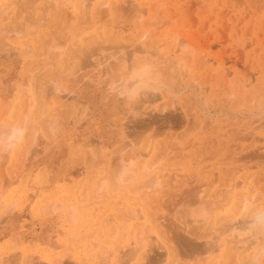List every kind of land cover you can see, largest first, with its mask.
I'll return each instance as SVG.
<instances>
[{"label": "rangeland", "instance_id": "obj_1", "mask_svg": "<svg viewBox=\"0 0 264 264\" xmlns=\"http://www.w3.org/2000/svg\"><path fill=\"white\" fill-rule=\"evenodd\" d=\"M19 1L0 0V127L12 120L18 126L28 120L29 127L24 124L16 146L0 156V264H49L47 256L53 253L55 259L73 264H223L224 244L217 254L197 256L179 250L171 236L183 224H193L183 231L194 243L216 234L209 217L193 222L184 204L197 189L196 195L213 201L209 206L221 222L240 206L233 208L231 202L240 203L251 192H258L255 205L264 206V0H109L105 7L103 0H92L87 12L80 0ZM94 8L103 17L83 31V21L97 14ZM23 14H33V24L25 23ZM10 24L20 25L21 33L6 31ZM134 46L149 75L155 72L146 80L120 72L119 55L128 58ZM33 135L36 154L28 145ZM122 161L135 162L134 178L118 185L115 171ZM159 169L162 185L151 190L148 181ZM103 180L109 187L100 192ZM81 193L89 198L86 208L92 207L93 219L87 225L82 218L80 229L69 223L66 204ZM53 200H60L59 208L51 212ZM161 219L174 227L163 228ZM141 240L144 246L138 249ZM256 249L257 244L231 253L228 264H237L240 255Z\"/></svg>", "mask_w": 264, "mask_h": 264}, {"label": "bare ground", "instance_id": "obj_2", "mask_svg": "<svg viewBox=\"0 0 264 264\" xmlns=\"http://www.w3.org/2000/svg\"><path fill=\"white\" fill-rule=\"evenodd\" d=\"M21 1V0H20ZM19 1V2H20ZM23 1V0H22ZM34 1H36V0H33V3H34ZM44 1V0H43ZM49 1V0H48ZM47 1V2H48ZM81 2V4H83L82 6L84 7L83 8V11L85 10L86 12L88 11L87 9L89 8V6H88V8H87V6L86 5H88L89 3H90V1H92V0H80ZM101 1V0H100ZM125 1V0H124ZM132 1V0H131ZM137 1V0H136ZM26 2H30V0H28V1H26ZM31 2H32V0H31ZM30 2V3H31ZM103 2V3H102ZM108 2H109V0L107 1V0H103V1H101V3H102V5L101 6H103V7H105L104 5H106L107 6V4H108ZM111 3L113 2V1H110ZM115 2V1H114ZM9 3V5L8 6H10V2H8ZM7 3V4H8ZM18 3V2H17ZM29 3V4H30ZM46 3V2H45ZM45 3H43L42 2V4H44L45 5ZM97 3V4H98ZM124 3V2H123ZM132 3H134L133 1H132ZM21 4V3H20ZM41 4V5H42ZM48 4H51V3H49L48 2ZM98 4V5H99ZM113 4V3H112ZM120 4H122V2L120 3ZM125 4V3H124ZM136 4V3H135ZM141 4V3H140ZM26 3L25 4H23V6H25L26 7ZM52 5V4H51ZM90 5V4H89ZM99 5V6H100ZM126 5V4H125ZM134 4H132V6H133ZM22 5H19V7H21ZM23 6H22V8H23ZM30 6V5H29ZM46 6V5H45ZM44 6V7H45ZM85 6H86V8H85ZM131 6V7H132ZM137 6V5H136ZM142 6V5H141ZM24 7V8H25ZM96 7V6H95ZM116 7H119L118 5L116 6ZM4 8V7H3ZM10 9H11V7H9ZM21 8V9H22ZM26 8H28V7H26ZM47 8V7H46ZM97 8V7H96ZM96 8H94V10H95V13H96V11H97V14L95 15V16H91L90 18L88 17L85 21H83L84 22V24L82 23V25L81 26H83L85 29H83V31L84 30H86V29H88L89 27H91V26H95V24L100 20L99 19V15H100V13L101 12H98L99 11V9L98 10H96ZM126 8V7H125ZM124 8V9H125ZM133 8V7H132ZM137 8V7H136ZM90 9V8H89ZM103 9V8H102ZM106 9V8H105ZM133 9H135V8H133ZM133 9H131V11L133 10ZM138 9H140V7H138ZM3 10V9H2ZM26 10V9H25ZM32 10V9H31ZM46 10V9H45ZM93 10V11H94ZM127 10V9H126ZM21 11H24V10H21ZM102 11V10H101ZM128 11H130L129 10V8H128ZM139 11V10H138ZM140 11L141 12H139V13H142L143 11H142V9H140ZM9 12V11H8ZM7 12V13H8ZM42 12H44V11H42ZM41 12V13H42ZM29 14H30V11L28 12ZM32 13V12H31ZM104 13V15H105V12H103ZM106 13H108V12H106ZM132 13V12H131ZM44 14H46V13H44ZM43 14V15H44ZM82 14V13H81ZM87 14V13H86ZM136 14V13H135ZM42 15V14H41ZM41 15L39 14L38 16H40L41 17ZM52 15V14H51ZM151 15V14H150ZM19 16V15H18ZM23 16H24V14H23ZM27 16H29L28 14H27ZM31 16H33V14L31 15ZM31 16L30 17H23V18H21V19H23V21L26 23V22H32V19H31ZM100 16H102L103 17V15L101 14ZM21 17H22V14H21ZM86 17V16H85ZM136 17V16H135ZM139 17V16H138ZM1 18H2V16H1ZM101 18V17H100ZM4 19V18H3ZM102 19V18H101ZM153 19H154V17H153ZM35 20V19H34ZM88 20H89V22H88ZM20 21H22V20H20ZM38 20H36V22H37ZM42 21V20H41ZM44 21V20H43ZM15 22H17V21H15ZM18 22H19V20H18ZM41 23V22H40ZM43 23V22H42ZM123 23V22H122ZM18 24V23H17ZM17 24H10V26L12 27V28H10V26H8V28L9 29H7L6 31H14V35L16 34V35H18L19 33H21L20 32V28L21 27H19ZM27 24H29V23H27ZM32 24H33V22H32ZM34 24H35V22H34ZM45 24V23H44ZM121 24V23H120ZM24 25V24H23ZM23 25H22V27H23ZM29 25H31V24H29ZM37 25V24H36ZM85 25V26H84ZM118 25V24H117ZM123 24H121V26H122ZM6 26V25H5ZM40 26V25H39ZM78 26H80V25H78ZM124 26V25H123ZM149 26H151V25H149ZM2 26H0V29H1V31H2V29L3 28H1ZM125 27V26H124ZM19 28V29H18ZM34 28V27H33ZM79 28V27H78ZM96 29V28H95ZM94 29V30H95ZM75 30V29H74ZM80 30V29H79ZM5 31V32H6ZM21 31L23 32L24 30L23 29H21ZM80 31H82V29L80 30ZM79 31V32H80ZM76 32V31H75ZM78 32V33H79ZM123 32V31H122ZM12 33V32H11ZM81 33V32H80ZM79 33V34H80ZM97 33V32H96ZM5 34V33H4ZM6 34H7V32H6ZM33 34V33H32ZM60 34V33H59ZM75 34V33H74ZM77 34V33H76ZM78 34V35H79ZM86 34H88L87 33V31H86V33H85V35ZM13 35V34H12ZM55 35V34H54ZM84 35V36H85ZM143 35H146V32L144 31V33L142 34V36ZM22 36V35H21ZM188 36V35H187ZM192 36V35H191ZM14 37H16V36H14ZM190 37V36H189ZM1 38H3L2 36H1ZM141 38H143V37H141ZM176 40H174L173 42H174V44L176 43V41H177V44H178V40H177V38H175ZM188 39V38H187ZM190 39V38H189ZM36 40V39H35ZM49 40H52L51 38H49ZM172 40V39H171ZM182 41H184V40H182ZM46 42L48 43V41L46 40ZM45 42V43H46ZM88 42V41H87ZM86 42V43H87ZM196 42H198V41H196ZM46 43V44H47ZM86 43H85V45H86ZM184 43V44H183ZM49 44V43H48ZM88 44V43H87ZM180 44H181V42H180ZM182 44L183 45H185L184 47L186 48V46L188 45H186L185 44V41L184 42H182ZM51 45V44H50ZM84 45V46H85ZM105 45H106V43H105ZM29 46V45H28ZM47 46V45H46ZM179 46V45H178ZM2 47V46H1ZM45 47V46H44ZM48 47V46H47ZM86 47V46H85ZM98 47V46H97ZM100 47V46H99ZM115 47V46H114ZM123 47V46H122ZM135 47V46H134ZM137 47H139V46H137ZM29 48V47H28ZM183 48V47H182ZM17 49V48H16ZM24 49V48H23ZM22 49V50H23ZM45 49V48H44ZM104 49V48H103ZM112 49H114L115 50V52H117V50H116V48H112ZM132 49V48H131ZM137 48L135 47V49H133L132 50V55L131 56H129L128 58L126 57H122L121 56V54L119 55V61H120V72L121 73H123L122 75H124L125 73H127V72H130V73H132L133 75H135V74H140L141 76H142V79H144V80H146L147 79V77L149 76H151V74L152 75H155V72L153 71V73H151V71H150V75H149V73L147 72V70L145 69L146 68V66H145V63H144V61L142 60V59H140L139 58V55H137V54H139V52L136 50ZM145 49V48H144ZM143 49V50H144ZM178 49V48H177ZM7 50V49H6ZM9 50V49H8ZM25 50H27V48L25 49ZM78 50V49H77ZM85 50V49H84ZM87 50V49H86ZM105 50V49H104ZM140 50V49H139ZM156 50V49H155ZM29 51H31V50H29ZM71 51V50H70ZM83 51V50H82ZM124 51H127V49L126 50H124ZM149 51V50H148ZM147 51V52H148ZM22 52V51H21ZM24 52V51H23ZM45 52H46V50H45ZM114 51L112 50L111 52H110V54L111 53H113ZM150 52V51H149ZM149 52H148V54H149ZM25 53H28V51H26V52H24V53H22L23 55L25 54ZM71 53V52H70ZM76 53H77V51H76ZM128 53V52H127ZM141 53V52H140ZM150 53H157V52H150ZM30 54V53H29ZM34 54V53H33ZM83 54V53H82ZM26 55V54H25ZM32 55V54H31ZM90 55V54H89ZM29 56V55H28ZM80 56V55H79ZM78 56V57H79ZM85 56V55H84ZM86 56H88V55H86ZM117 57V56H116ZM85 58V57H84ZM118 58V57H117ZM80 59V58H79ZM83 59V58H82ZM127 59V60H126ZM86 60H87V58H86ZM90 60V59H89ZM185 60H187V59H185ZM184 60V58L182 59V58H180L179 57V60L178 61H185ZM82 61V60H81ZM117 61V60H116ZM84 62V61H83ZM88 62V61H87ZM87 62H85V63H83L84 64V66H85V64L87 63ZM92 62V61H91ZM100 62V61H99ZM90 62H88V64H89ZM180 63H183V62H180ZM75 64H77V63H75ZM79 64V63H78ZM83 64H81V66L79 67L80 69H83L82 68V65ZM93 64V63H92ZM87 65V64H86ZM94 65V64H93ZM186 65V64H185ZM78 66V65H77ZM107 66V65H106ZM181 66H184L183 64L181 65ZM190 66V65H189ZM91 67H92V65H91ZM75 68V67H74ZM107 68V67H106ZM103 69V68H102ZM102 69H101V73H103L102 72ZM104 70H105V68H104ZM107 70H108V68H107ZM74 72V71H73ZM105 72H107V71H105ZM108 72H110V71H108ZM181 72H183V71H181ZM187 72V71H186ZM40 74H42V73H40ZM94 74H96V73H94ZM99 75V74H98ZM40 76V75H39ZM45 76H46V74H45ZM94 76V75H93ZM96 76V75H95ZM102 76V75H101ZM100 76V77H101ZM36 77H38L37 75H36ZM99 78V77H98ZM38 79H35L34 81L36 82ZM92 80V79H91ZM94 80V79H93ZM102 80V79H101ZM123 80V79H122ZM41 81V80H40ZM101 82V81H100ZM111 82V81H110ZM121 82V81H120ZM124 82V81H123ZM128 82V81H127ZM37 83V85H38V82H36ZM42 83V82H41ZM40 83V84H41ZM133 83V82H132ZM132 83H126L125 85L126 86H130V84H132ZM44 84V83H43ZM244 84V83H243ZM46 85V84H45ZM120 85V84H119ZM123 85V84H122ZM38 86H40V85H38ZM37 86V87H38ZM118 86V85H117ZM49 87H50V85H49ZM48 87V88H49ZM54 87V86H53ZM120 86H118L117 87V89L119 88ZM145 87V86H144ZM152 87H154V86H152ZM158 87V86H157ZM36 88V87H35ZM111 88V95L113 96V97H115L116 95H117V90L115 91V89H116V86H112V87H110ZM126 89H127V87H125ZM44 89H45V86H44ZM155 89V88H154ZM23 90V89H22ZM52 90V89H51ZM50 90V91H51ZM55 90V89H54ZM157 90H158V88H157ZM34 91H36L37 92V90H34ZM47 91V90H46ZM119 91V90H118ZM146 92H147V90H145ZM144 90H143V92H145ZM152 92H153V88H152V90H151ZM122 92H124V91H122ZM155 92V91H154ZM48 93H49V89H48ZM104 93V92H103ZM149 93V92H148ZM147 93V94H148ZM47 94V93H46ZM49 94H51V93H49ZM49 94H48V96H49ZM140 94L141 93H139V96H140ZM147 94H143L144 96L145 95H147ZM155 93H154V97H155ZM157 95H158V92H157ZM35 96H36V94H35ZM42 96H44V95H42ZM152 96H153V93H152ZM152 96H149V99H150V101L152 100ZM159 96V95H158ZM141 97V96H140ZM151 97V98H150ZM153 97V98H154ZM71 98H73V96L71 97ZM103 98L105 99V98H107V94H105L104 96H103ZM157 98V97H156ZM155 98V99H156ZM159 98V97H158ZM140 99H142V98H140ZM140 99H138V101L140 100ZM147 99H148V97H147ZM148 99V100H149ZM174 99V98H173ZM175 100V99H174ZM173 100V101H174ZM46 101V100H45ZM48 101V100H47ZM46 101V102H47ZM138 101H137V103H138ZM152 101H154V99L152 100ZM151 101V102H152ZM172 101V102H173ZM39 102V101H38ZM136 102V101H135ZM141 102V101H140ZM143 102V101H142ZM141 102V103H142ZM172 102H170L171 104L170 105H173L172 104ZM137 103H136V105H137ZM2 105H3V103H2ZM8 105V104H7ZM6 105V103H5V106H7ZM38 105V104H37ZM139 105H141V104H139ZM20 106H21V104H20ZM138 106V105H137ZM23 107H24V105H23ZM22 108V107H21ZM139 108V107H138ZM87 109V108H86ZM140 109V108H139ZM262 109H264V104H262ZM3 110V109H2ZM261 110V109H260ZM3 111H5V110H3ZM8 111V110H7ZM22 111H24V110H22ZM80 111V110H79ZM137 111V110H136ZM44 113H45V111H44ZM78 114H79V112H77ZM15 114V113H14ZM176 114V113H175ZM24 115V114H23ZM43 116L45 115V114H42ZM139 115V114H138ZM169 116V115H168ZM176 117H177V115H175ZM27 117H28V115L26 116V119H27ZM46 117V116H45ZM85 117V116H84ZM132 117V116H131ZM151 117V116H150ZM28 118H30V117H28ZM34 118V117H33ZM42 118V117H41ZM40 118V119H41ZM47 118V117H46ZM18 119V118H17ZM16 119V120H17ZM22 119H24V118H22ZM35 119V118H34ZM148 119V118H147ZM171 119H173L172 117H171ZM175 119V118H174ZM45 120V119H44ZM51 120V119H50ZM135 120H136V118H135ZM150 120V119H149ZM28 121V120H27ZM27 121H26V123H23V126H18L17 125V122H14L13 123V120H12V124H9V123H11L10 121H8L9 123V125H7V127H5V128H3L5 125H6V123H4L3 124V122H2V124L4 125L2 128H3V130H2V128L0 129V135H1V141H4V140H7V139H15L16 137H17V135H19V138H21L22 136H23V132H22V129L24 128V126L25 125H27ZM131 121V120H130ZM134 121V120H133ZM142 121H143V119H142ZM174 121V120H173ZM21 122H22V120H21ZM36 122V121H35ZM50 122V121H49ZM141 122V121H140ZM145 122V121H144ZM144 122L142 123V124H144ZM29 123V122H28ZM43 123V122H42ZM51 123H53L52 121H51ZM1 124V125H2ZM25 124V125H24ZM38 124V123H37ZM46 124V123H45ZM139 124V123H138ZM146 124V123H145ZM20 125V124H19ZM43 125V124H42ZM52 126H53V124H51ZM51 125H50V128H52L51 127ZM28 126V125H27ZM141 126V125H140ZM29 127V126H28ZM31 127V126H30ZM38 127V126H37ZM142 127V126H141ZM53 128H54V126H53ZM144 128V127H143ZM48 129V128H47ZM139 129V128H138ZM2 130V131H1ZM44 130H46L45 129V127H44ZM54 130V129H53ZM143 130V129H142ZM33 131H34V128H33ZM137 131V130H136ZM49 132V131H48ZM138 132H139V130H138ZM137 132V133H138ZM31 133V132H30ZM47 133V132H46ZM54 133V132H53ZM135 133V132H134ZM48 134H50V133H48ZM52 135V134H51ZM140 135V134H139ZM170 135V134H169ZM34 136L35 135H33V137H32V139H30L31 141H30V143L31 144H28V145H31V151H33V153L35 152L33 149V147H32V144L34 145V143H35V140H34ZM137 136V135H136ZM136 136H134V137H136ZM25 138H27V137H25ZM93 138V137H92ZM28 139V138H27ZM170 141V140H169ZM90 142H92V141H90ZM150 142V141H149ZM148 142V143H149ZM29 143V142H28ZM92 143H94V141L92 142ZM128 143V142H127ZM151 143V142H150ZM161 143H162V141H161ZM91 144V143H90ZM163 144V143H162ZM167 144V143H166ZM26 145V144H25ZM26 146V147H29V146ZM96 146H97V144H95ZM101 145H103V144H101ZM127 146V145H126ZM25 147V148H26ZM45 147V146H44ZM150 148H151V146H149ZM148 147V148H149ZM167 147H168V145H167ZM37 149V148H36ZM165 149V148H164ZM168 149H169V147H168ZM25 150V149H24ZM23 150V151H24ZM26 150H27V148H26ZM98 151H99V153L101 152V150H102V148H99V149H97ZM169 150H171V149H169ZM121 151V150H120ZM148 151H150V149H148ZM148 151L144 154V156L148 153ZM164 151V150H163ZM6 152V151H5ZM97 152V151H96ZM27 153H28V151H27ZM31 153V152H30ZM32 153V155L31 156H29L30 157V159H31V157L34 155ZM141 153V152H140ZM158 153V152H157ZM165 153V152H164ZM168 153H169V151H168ZM3 154V151H2V153L0 152V156ZM21 154V153H20ZM24 154V153H23ZM29 154V153H28ZM35 154H36V152H35ZM98 154V152L95 154V155H97ZM4 155V154H3ZM8 155V154H7ZM25 155V154H24ZM27 155V154H26ZM99 155L100 154H98V157H99ZM117 155H118V153H117ZM153 155V154H152ZM5 156V155H4ZM7 158H8V156H6ZM24 157V156H23ZM116 158H114V160L116 161L117 160V162L118 161H120V157H119V155L118 156H115ZM1 158H5V157H1ZM97 158V157H96ZM113 158H111V159H113ZM6 159V158H5ZM24 159V158H23ZM29 159V158H28ZM102 159V158H101ZM4 160V159H3ZM25 160V159H24ZM32 160V159H31ZM97 160V159H96ZM139 160V159H138ZM29 161V160H28ZM32 162H33V160H32ZM35 162V161H34ZM95 162V161H94ZM96 162H98V161H96ZM116 162V163H117ZM145 162V161H144ZM36 163V162H35ZM81 163V162H80ZM155 163V162H154ZM162 163V162H161ZM109 164H111V163H109ZM113 164V163H112ZM115 164V163H114ZM137 164V163H136ZM120 165H121V163H120ZM139 165V164H138ZM114 166V165H113ZM115 166H116V164H115ZM112 167V166H111ZM120 167L121 166H118V170H116L115 172H116V175H115V178H116V176H117V174L119 173V171H120ZM151 167V166H150ZM155 167V166H154ZM113 168H115V167H113ZM140 171V170H139ZM145 171V170H144ZM150 172V171H149ZM140 173V172H139ZM138 173V174H139ZM142 173V172H141ZM145 173V172H144ZM144 173H143V175H144ZM137 174V175H138ZM154 174V173H153ZM162 173H161V171H160V169L158 170V171H156V173L154 174V176L152 177V179L150 180V181H148V185H147V188H150L151 190H152V188L153 189H155V187L157 188L156 190H159L158 188H160V186L162 185V183H161V178H162ZM175 175V174H174ZM112 176V175H111ZM132 176H133V174H131L130 173V175L128 176V178H132ZM177 176V175H176ZM113 177V176H112ZM104 178V177H103ZM127 178V179H128ZM133 178H134V176H133ZM151 178V177H150ZM12 179V178H11ZM112 179V178H111ZM137 179V178H136ZM112 180H114V179H112ZM111 180V181H112ZM129 180V179H128ZM130 180H133V179H130ZM9 181H11V180H9ZM8 181V182H9ZM104 181V180H103ZM115 181V180H114ZM12 182V181H11ZM131 182V181H130ZM146 182V181H145ZM13 183V182H12ZM129 183V182H128ZM98 184V183H97ZM113 184H115V183H113ZM125 184V183H124ZM127 184V183H126ZM143 185V184H142ZM116 186V185H115ZM114 186V187H115ZM97 187V186H96ZM199 187V186H198ZM197 187V188H198ZM3 189V188H2ZM98 189H99V186H98ZM138 189H139V187H138ZM150 189H148V190H150ZM195 189V188H194ZM99 191V190H98ZM197 191H199L200 192V190L199 189H197L196 190V193L194 194L193 192V196H187V195H185V196H187V197H185V203L184 204H187L188 205V207H189V211H190V213H191V215H192V218L193 219H191V220H193V222H197L198 223V221L201 219V218H205V217H209L210 219H211V224H212V226H210L211 228H210V230L212 231V230H214L215 231V235L214 234H212V236H210L208 239H206V240H204V243H202V244H198L197 243V241H196V243H194L193 241H191V238H189L188 239V236H184L185 234H184V231H186V230H189V228H191V227H193V224L192 225H181V226H177L176 227V229L177 230H175L174 231V229L172 228L171 230H168L169 231V233H170V235H171V232L170 231H174L175 233L174 234H172V238L175 240V243H179V245H180V247L179 248H182V249H179V250H190L191 252H193V253H196V255L198 256V254L197 253H199V255L200 254H205V253H210V254H217L218 252H220V250H221V248H222V245L221 244H224L223 245V253H222V259H223V264H228V261L230 260V257L233 255L234 256V253H238L239 251L238 250H243V248H247V250H249V249H251L254 245H256L257 244V249L253 252H251V253H249L248 254V256L247 255H243L242 253V255H240L239 256V258H238V260H236L237 261V264H250V261L252 260V258L253 257H255L256 256V253H257V251L259 250V249H261V248H264V228H260V227H257V226H255V225H253V223H252V221H253V217H254V215L257 213V212H264V206H259V205H255V200L257 199V197H258V192H251L249 195H244V196H242V199H241V202L239 203V201L237 202V200L236 201H232L231 203L232 204H230L233 208H237L238 206L237 205H239L240 204V206L238 207V210L237 209H235V213L231 210V211H228L226 214H225V217H226V215H228L229 214V216H228V218H226V220H224L225 222H221L220 221V218L217 216V214L216 213H213V211H212V209H213V207H210L209 205H210V203H212L213 201H209V200H203L202 199V195H201V193H199L198 195H196L198 192ZM194 192H195V190H194ZM3 193V192H2ZM61 193V192H60ZM59 193V194H60ZM93 193V192H92ZM13 195V194H12ZM83 195V193H81L80 194V196H78L77 197V199L76 200H74V202H67L68 204H66L67 206H66V213H67V218H68V221H69V223L71 224V225H75V226H78L79 227V225L81 224L80 223V221L82 220V218H83V220L84 219H86V221H87V225H89V224H91V220L93 219V214H92V212H91V209H92V207H90V209L89 208H86V206H89L90 204V202L88 203V201H89V198H88V196H87V198L84 196H82ZM92 195V194H91ZM110 195V194H109ZM65 196V195H64ZM231 197V196H230ZM73 198V197H72ZM103 198V197H102ZM55 199V198H54ZM210 199V198H209ZM216 200V199H215ZM221 200V199H220ZM228 200L230 201V198L228 197ZM60 200H53V202H52V204H51V206H50V209H51V212H53V209H56V210H58V208H59V205L57 204L58 202H59ZM183 202H184V200H182ZM181 201V202H182ZM225 201V200H224ZM223 202V201H222ZM228 203V201H225V203ZM51 203V202H50ZM226 203V204H227ZM216 204V203H215ZM224 204V203H223ZM177 205V204H176ZM219 205V204H218ZM217 206V205H216ZM216 206H214V208L216 207ZM64 207V206H63ZM146 208V207H145ZM220 208V207H219ZM232 208V209H233ZM45 209H47V208H45ZM49 209V208H48ZM221 209V208H220ZM55 210V211H56ZM218 210V209H217ZM47 211V210H46ZM49 212H50V210H48ZM48 211H47V213H46V216L48 215ZM63 211V210H62ZM6 212V211H5ZM59 213V212H58ZM61 213V212H60ZM43 214V213H42ZM41 214V215H42ZM49 214H51V213H49ZM54 214H55V212H54ZM63 214V213H62ZM151 214V213H150ZM152 214H154V213H152ZM52 216V215H51ZM65 216V215H64ZM159 217H160V215H158ZM66 218V217H65ZM154 218V217H153ZM156 218V217H155ZM189 218V217H188ZM150 219V218H149ZM152 219V218H151ZM3 220V219H2ZM157 220L158 219H156L155 220V222H157ZM186 220V219H185ZM188 220H190V219H188ZM67 221V220H66ZM109 221V220H108ZM151 221V220H150ZM220 221V222H219ZM2 222V221H1ZM151 222H153V219H152V221ZM188 222H190V221H188ZM219 222V223H218ZM173 223V222H172ZM151 224V223H150ZM159 224H161V226L163 227V228H165V229H169L168 227H170L169 225H171V224H169V225H167V223L166 222H164V220H162L161 219V221L159 222ZM158 224V225H159ZM174 224V223H173ZM188 224V223H187ZM190 224V223H189ZM145 226H146V224H144ZM148 225V224H147ZM177 225H178V223H177ZM91 226V225H90ZM104 226V225H103ZM119 226V225H118ZM172 226V225H171ZM78 227H76V230H77V228ZM172 227H174V226H172ZM179 227L182 229V230H179ZM80 228V227H79ZM110 228V227H109ZM81 229V228H80ZM149 229V228H148ZM193 229V228H192ZM209 229V228H208ZM73 229H70V231H72ZM111 230V229H110ZM162 230V229H161ZM160 230V233L161 232H163V231H161ZM179 230V232H177ZM184 230V231H183ZM89 231H90V229H89ZM137 231V230H136ZM145 231V230H144ZM180 231H182V233H180ZM147 232V231H146ZM151 232V231H150ZM149 232V233H150ZM164 232H165V235H163V234H161V236L163 235V238L165 239V236H166V238H167V242H169L170 241V235H166L167 234V232L164 230ZM148 233V232H147ZM158 233H159V231H158ZM159 233V234H160ZM69 234H70V232H69ZM144 234H145V232H144ZM158 234V235H159ZM68 235V234H67ZM82 235V234H81ZM147 235V234H146ZM150 235H151V233H150ZM174 235V236H173ZM76 236V234H74L73 233V235H72V238L73 237H75ZM91 236V235H90ZM69 237V236H68ZM116 237V236H115ZM121 237V236H120ZM150 238L152 237V236H149ZM71 238V237H70ZM69 238V239H70ZM171 238V240L173 241L172 243H174V240ZM155 239V238H154ZM193 239V238H192ZM139 241H140V239H138ZM143 240V239H142ZM141 240V244H140V246H138V249H141L143 246H144V241H142ZM157 240V239H156ZM166 240V239H165ZM177 240V241H176ZM83 242V241H82ZM97 242V241H96ZM95 242V243H96ZM120 242V241H119ZM149 242V241H148ZM159 242V241H158ZM157 242V243H158ZM165 242V241H164ZM38 243V242H37ZM78 243V242H77ZM90 243H92V242H90ZM61 244V243H60ZM73 244V243H72ZM94 244V243H93ZM154 244V243H153ZM169 244V243H168ZM62 245V244H61ZM74 245H75V243H74ZM118 245H119V243H118ZM173 245V244H172ZM176 245V244H175ZM88 246V245H87ZM94 246H95V244H94ZM102 246V245H101ZM148 246H149V244H148ZM154 246V245H153ZM174 246V245H173ZM44 247V246H43ZM49 247L50 246H48L47 248L49 249ZM104 247V246H103ZM129 247V246H128ZM137 247V246H136ZM135 247V248H136ZM159 247H162L161 245H159ZM51 248V247H50ZM57 248V247H56ZM59 248V247H58ZM130 248V247H129ZM134 248V249H135ZM157 248V247H156ZM162 248H164V247H162ZM171 249H172V247H170ZM174 248V247H173ZM176 248H177V246H176ZM176 248H174V250L173 251H175L176 250ZM39 249H41V248H39ZM55 249V248H54ZM70 249V248H69ZM146 249V248H145ZM147 249H149V247L147 248ZM165 249V248H164ZM163 249V250H164ZM46 249H45V247H44V251H45ZM75 250V249H74ZM121 250V249H120ZM39 251V250H38ZM42 251V250H41ZM127 253H128V251L127 250H125ZM134 251H136V250H133L132 252H131V250H130V252H131V254L134 252ZM143 251V250H142ZM148 251V250H147ZM149 251H150V249H149ZM161 251V250H160ZM165 251V253H166V250H164ZM187 251H186V253H187ZM238 251V252H237ZM240 251V252H241ZM49 252V251H48ZM68 252V251H67ZM137 252V251H136ZM146 252V251H145ZM157 252V251H156ZM155 252V253H156ZM185 252V251H184ZM239 252V253H240ZM243 252V251H242ZM45 253V252H44ZM64 253V252H63ZM77 253H79V252H77ZM76 253V254H77ZM147 253V252H146ZM177 254L179 253V251L177 250V252H176ZM231 253H233L232 255H231ZM50 254V253H49ZM67 254V253H66ZM70 255H71V252L69 253ZM80 254V253H79ZM110 254V253H109ZM143 254V253H142ZM157 254V253H156ZM173 254H174V252H173ZM46 255V254H45ZM68 255V254H67ZM67 255H65V257L67 256ZM120 255H121V253H120ZM123 255V254H122ZM135 255V254H134ZM145 256H146V254H144ZM158 255V254H157ZM164 255V254H163ZM179 256H180V254H178ZM182 255V254H181ZM191 255H192V253H191ZM195 255V254H194ZM63 255H59V257H62ZM75 256V255H74ZM86 256H88V255H86ZM129 256V255H128ZM130 256H132V255H130ZM151 256V255H150ZM186 256V255H185ZM237 256V255H236ZM247 256V257H246ZM28 257V256H27ZM27 257H25V259L27 258ZM69 257H71V256H69ZM81 257V256H80ZM120 257V256H119ZM142 257V256H141ZM174 257V256H173ZM172 257V258H173ZM184 257V256H183ZM9 258V257H8ZM47 258H48V261L49 262H51V263H49V264H56L57 263V261H58V264H73V263H71V261L69 262V261H63L62 262V259L61 258H58L57 257V259H55V257H54V253H53V256L52 255H49V257L47 256ZM82 258V257H81ZM104 258V257H103ZM122 258V257H121ZM124 258H126V259H128L127 258V256L126 257H124ZM152 258V257H151ZM185 258V257H184ZM237 258V257H236ZM244 258H246V259H244ZM37 259V258H36ZM59 259H61L60 261H59ZM65 258H63V260H64ZM71 259V258H70ZM83 259V258H82ZM81 259V260H82ZM117 259V258H116ZM132 259V258H131ZM156 259L157 258H155V262H156ZM160 258H158V260H159ZM161 259H162V254H161ZM231 259H232V257H231ZM28 260V259H27ZM67 260V259H66ZM73 260H75L74 258H73ZM77 260H78V258H77ZM125 260V259H124ZM128 260H130V259H128ZM127 260V261H128ZM150 260V259H149ZM152 260H153V258H152ZM162 260H164V259H162ZM173 260V259H172ZM179 260V259H178ZM33 261H36V260H33ZM39 261V260H38ZM103 261V260H102ZM120 261V260H119ZM126 260H125V262H127ZM137 261V260H136ZM161 261V260H160ZM186 261V260H185ZM222 261V260H221ZM26 262V261H25ZM31 262L32 261H29V263L28 264H31ZM45 263L44 262V260H41V261H39L38 263H36V264H39V263ZM108 262V261H107ZM129 262V261H128ZM147 262V261H146ZM146 262H145V264H146ZM151 262V261H150ZM173 262V261H172ZM178 262V261H177ZM231 262V261H230ZM33 263V262H32ZM80 263H81V261H80ZM79 263V264H80ZM83 263H85V262H83ZM120 263H121V261H120ZM154 263V262H153ZM159 262H157V264H158ZM232 263V262H231ZM2 264V263H1ZM34 264V263H33ZM45 264H48L47 262L45 263ZM86 264V263H85ZM141 264V263H140ZM166 264H168V263H166ZM169 264H170V262H169ZM178 264V263H177ZM180 264V263H179ZM214 264H217V262H214ZM234 264V263H233ZM260 264H264V260H261L260 261Z\"/></svg>", "mask_w": 264, "mask_h": 264}, {"label": "clouds", "instance_id": "obj_3", "mask_svg": "<svg viewBox=\"0 0 264 264\" xmlns=\"http://www.w3.org/2000/svg\"><path fill=\"white\" fill-rule=\"evenodd\" d=\"M18 141H19V135H17L15 139L10 138L4 141H0V151H11L16 146ZM134 165H135L134 161H122L120 171L115 178L116 184L123 185L126 182ZM108 187H109V182L102 181L99 185L98 190L100 192H103ZM55 210L56 209H53V211ZM252 223L257 227L264 228V212H257L253 217ZM261 260H264V248H261L257 251L256 256L252 258L250 264H260Z\"/></svg>", "mask_w": 264, "mask_h": 264}]
</instances>
